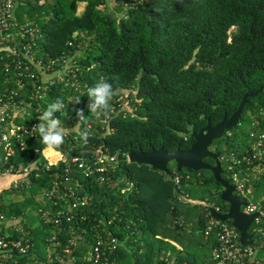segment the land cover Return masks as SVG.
<instances>
[{
	"label": "trees",
	"instance_id": "1",
	"mask_svg": "<svg viewBox=\"0 0 264 264\" xmlns=\"http://www.w3.org/2000/svg\"><path fill=\"white\" fill-rule=\"evenodd\" d=\"M16 4L13 19L27 24L32 33L27 40L14 35L1 45L0 94L14 90L13 101L22 112L8 117L1 129L11 123L26 128L38 124L47 105L61 99L65 108L54 115L68 134L60 147L66 158L48 168L41 153L45 146L34 130L22 134L17 129L9 137L13 153L6 159L0 145V168L25 176L20 192L9 186L15 196L24 195L23 202H7L3 197L10 192L7 188L0 192L6 216L28 217L23 206L38 190L47 202L43 207L31 202L40 211V218L32 215L36 225L23 227L32 245L27 254L7 264H216L211 258L216 236L205 237L204 228L209 208L226 211L227 203L221 200L223 187L211 171H177L167 165L171 173L166 174L128 161L127 154L189 148L192 132L207 121L213 125L224 115L229 117L244 94L264 85V0H16ZM26 42L36 60L42 64L53 60L54 72L64 65L62 57L67 59L65 72L61 70L65 79L31 81L23 76V85H16L15 75L4 69L10 56L3 47ZM22 63L27 73L38 74L30 62ZM101 78L112 84L114 96L107 113L93 116L86 92ZM77 109H83L91 125L86 140L73 131ZM245 122L250 128L242 138L238 127ZM263 126L264 87L247 97L239 123L232 128L234 141L225 140L224 153L250 150L254 144L250 130ZM111 155L116 159L109 163ZM98 156L107 158L103 171L95 170ZM74 157L91 172L84 173ZM174 176L180 177L179 186ZM55 183L58 191L76 187V194L87 199L78 208L67 206L70 201L63 205L74 216L64 219L60 229L42 216L43 210L52 208L44 191ZM149 189L151 194L146 193ZM189 194H194L192 199ZM72 233L83 238L72 243ZM260 236L264 238V232ZM112 237L117 246L105 251ZM98 239L102 254L94 263L86 256ZM67 246L71 253H64Z\"/></svg>",
	"mask_w": 264,
	"mask_h": 264
},
{
	"label": "built area",
	"instance_id": "2",
	"mask_svg": "<svg viewBox=\"0 0 264 264\" xmlns=\"http://www.w3.org/2000/svg\"><path fill=\"white\" fill-rule=\"evenodd\" d=\"M15 7L16 0H0V49L2 47V42L8 41L14 35L21 40H27L31 37V28L28 27L27 24L18 23L13 19V11ZM13 29H16V31L12 32ZM3 48L7 50L6 55L10 56V62L6 64L4 69L7 72H11L10 75H15L16 85H23L22 80H20V77L23 76L30 79L31 81L37 80L38 77H41V79L44 81H49L54 76H57L58 80L65 79V73L63 74L61 70L65 72V63L67 62V59L62 57L60 62L64 65L61 67V70L58 69L54 72L51 69L53 60H49L48 64H42L40 59L36 60L35 54L31 51V46L28 42L22 44L20 47L7 44ZM0 59H2L1 55ZM22 60L30 62V64L37 69L38 74L27 73V65L22 63ZM33 85H35L34 82ZM38 91L40 94V90L37 89V92ZM14 95V90H5V92L0 94V145H3V148L6 152L4 156L5 159L8 155L13 153L9 137L14 135L17 129H21L22 134H33V126L37 124L33 123L30 128H26L22 126H16L14 123H11L7 129H1V125H3L2 123L7 122L6 119L8 117H14L17 114L15 110V106L17 104L13 101ZM10 113L12 114L10 115ZM107 118L108 115H105L102 119L103 124L106 123ZM90 127L91 125L88 122L87 128ZM250 137H252V140L254 141V144L250 145V150L243 149L244 151H232L228 154H225L222 159L225 164L224 168L226 170V179L234 187L233 193L239 197L246 198L247 202L245 205L241 206V211L246 215L255 213L257 214L251 222L250 231L260 235L262 232H264V179H262L264 178V148H261L262 144L264 143V126L260 129H251ZM56 152L61 153L64 159L66 158L64 154L65 150L58 149ZM34 153L37 154L38 149H34ZM45 157L46 156H44V158ZM45 159L47 160V157ZM106 159L105 157L101 156L96 157L95 163L98 164L95 168L96 171L104 170L105 167L101 164H104ZM115 159L116 157L111 155L108 157L107 161L112 163L115 161ZM59 161H61L60 158L58 162ZM72 161H79L78 166L83 169L82 171L84 173L91 172L92 168L86 163L80 161V158L74 157L72 158ZM52 164L53 163L47 161L46 168ZM109 166L111 165L108 164L107 167ZM10 172V169L2 170L0 168V176H5L6 174H10ZM12 174L16 175L18 173L13 172ZM173 180L174 183L179 186L180 177L174 176ZM261 180L263 181L261 182ZM75 190L76 187L64 186L63 191L60 192L58 191V183H55L54 187L44 191V195L49 201H51L52 204L51 211H42V216L46 222L55 224V226L60 229L64 219L69 221L74 216L66 211L65 206L63 205H66L69 201L70 203L67 206L73 209L85 205L87 200L86 197L78 196ZM215 209L221 212L217 207H215ZM6 218H8V221ZM22 218V216L17 215H11L7 217L2 209V202L0 200V264H7V262H9L11 259L25 255L30 250L32 244H30L31 241L30 237H28L29 235H27L28 232L19 225V223L23 221ZM72 230L73 229L70 231L78 232L77 230ZM6 231L8 233H6ZM211 233L215 234L217 242L216 245L211 249V258L216 262V264L259 263V261L256 259V249L254 245L241 244L239 240V231L231 224V222H228V220L222 221L210 216L208 223L204 228V235L205 237H208ZM82 238V235L72 233L71 242L75 243L77 240H81ZM101 241L102 240L98 239L91 247L93 252L90 251L89 255L86 256L88 260L94 259V263H96L102 254L99 250ZM116 246V238H108L105 244V251L111 252L116 248ZM46 248L48 255L51 256L52 249L49 246ZM71 250L72 249L67 246L64 248V253H71ZM60 255L58 254L56 258H58L59 261H62L63 258ZM14 261L16 262V260ZM167 264H173V261H168Z\"/></svg>",
	"mask_w": 264,
	"mask_h": 264
},
{
	"label": "water",
	"instance_id": "3",
	"mask_svg": "<svg viewBox=\"0 0 264 264\" xmlns=\"http://www.w3.org/2000/svg\"><path fill=\"white\" fill-rule=\"evenodd\" d=\"M263 87L264 85L260 86L252 93L244 94L236 110L229 117L224 115L215 125H211L208 121L204 128L193 133L194 142L187 150L176 149L174 151H167L163 147H160L158 149H152L149 152L138 150L136 152H128L127 154L128 161L138 164H147L166 174L171 173L167 166L170 161L176 163L177 171H180L181 168H189L193 171L203 169L210 170L215 181L223 187L220 194L221 200L228 205L225 212H219L213 207L209 208L210 216L222 221L230 220L231 224L239 231V240L243 245H252L255 241L262 239L259 234L250 233L251 222L257 214L246 215L241 211V206L245 205L247 202L246 198L239 197L233 193L234 187L221 175L222 169L217 159L219 153L212 154L207 149V146L211 143L212 139L220 137L225 129L235 127L239 123L241 109L247 97L254 96L257 92L262 90ZM205 156L215 158V164L209 165L205 163L203 161Z\"/></svg>",
	"mask_w": 264,
	"mask_h": 264
},
{
	"label": "clouds",
	"instance_id": "4",
	"mask_svg": "<svg viewBox=\"0 0 264 264\" xmlns=\"http://www.w3.org/2000/svg\"><path fill=\"white\" fill-rule=\"evenodd\" d=\"M86 95L88 97L87 108L93 116H99L107 113L110 108V102L114 96L112 84L106 79L101 78L93 86L88 87ZM80 97L75 98V103H80ZM63 100L57 99L49 103L45 110L38 115L39 123L34 125V133L40 137V143L45 146L46 150L56 151L65 142L67 130L62 126L61 120L54 114L64 110ZM77 122L73 131H77L79 136L87 139L90 135L87 128L88 116L84 115L83 109H77Z\"/></svg>",
	"mask_w": 264,
	"mask_h": 264
},
{
	"label": "rangeland",
	"instance_id": "5",
	"mask_svg": "<svg viewBox=\"0 0 264 264\" xmlns=\"http://www.w3.org/2000/svg\"><path fill=\"white\" fill-rule=\"evenodd\" d=\"M81 6H82V5H80V8H81ZM80 8H79V9H80ZM15 110H16V112H17L18 114L22 113L17 105L15 106ZM249 128H250V125L248 124V122L242 123V125L238 127V134L240 135V137L244 138V137L247 135V133H248V131H249ZM222 147H224V146H221V148H222ZM222 149H223V148H222ZM42 153H43L44 156L47 157V161L50 162V163H53V164H56V163L58 162L59 158H60L61 160L64 159V157L62 156V154L59 153V152H56V151H54V155H53V156H50L51 154H50L49 150H46V149L44 148V149L42 150ZM48 153H49V154H48ZM46 157H45V158H46ZM222 164L225 165L224 163H222ZM169 167H170V168H176V165H175L174 163H171V164L169 165ZM156 174L158 175V173L155 172V175H156ZM206 174H208L207 171H206ZM5 176H7L8 180H10V185H9V186L12 185V187L15 188V192H20V190H21L20 188H21V186H22V184H23L22 182H23L25 176H23L22 174H16V175H15V174H12V173H10V174H6ZM0 177H2V176H0ZM9 178H10V179H9ZM4 186H5V183H1V182H0V192H2V191L4 190V189H3ZM7 186H8V181H7ZM9 186L7 187V189L10 190V192H8V193L4 192V193H3V197H4V199H5L7 202H8V201H14V202H18V203L23 202V200H24V195H21L22 193H20V194L16 193L17 196H15L14 193H13L12 188H9ZM149 191H150V189H149V190H146V193H147V194H151ZM27 192H30V190L27 189V190H26V194H27ZM191 193H193V192H191ZM189 195H190V194H189ZM193 195H194V194L190 195V196H191V199H192V196H193ZM201 195H202V197H204L205 200L207 199L206 194H200L199 196H201ZM32 198H33V200L37 201V203H39V202H41V203H47L46 200L43 198V194L41 193L40 190H38V191L33 195ZM181 198H183V195H182ZM191 199H190V201H191ZM33 200H32V199H28V201H30V202L27 203L25 207L23 206L24 210L29 214V217H25V218L23 219V221H22L21 223H19L20 227H24V224H27V225L31 224V222H30V218H31V220H32L33 223H34L33 225H36L37 223L35 222V218H34L33 216H37V217L40 218V214H39L40 211L38 212V208L36 209V208L34 207L35 202H34V205H32V203H31V202H33ZM227 206H228V205H227ZM226 209H227V208H226ZM32 215H33V216H32ZM31 216H32V217H31ZM39 218H38V219H39ZM7 219H8V218H6V220H7ZM7 221H8V220H7ZM29 227H30V226H29ZM6 233H8V232L6 231ZM254 245L257 247V244H256V243H255ZM255 246H254V247H255ZM262 252L264 253V249L262 250Z\"/></svg>",
	"mask_w": 264,
	"mask_h": 264
},
{
	"label": "flooded vegetation",
	"instance_id": "6",
	"mask_svg": "<svg viewBox=\"0 0 264 264\" xmlns=\"http://www.w3.org/2000/svg\"><path fill=\"white\" fill-rule=\"evenodd\" d=\"M210 122V121H209ZM207 123H208V121H207ZM207 123L204 125V126H202V127H200L199 129H202V128H204L206 125H207ZM211 124V123H210ZM212 125V124H211ZM213 125H215V124H213ZM233 128V127H232ZM232 128H230V129H225L223 132H222V134H221V136L220 137H218V138H215V139H212V141H211V143L207 146V149L212 153V154H216V153H219V155L217 156V159L219 160V162H220V166H221V169H222V173H224L225 174V178H226V170H225V168H224V165L222 164V163H224V161H223V159H222V157L225 155V154H228V153H230V152H228V153H224V149H225V143H226V141H234V135H233V131H232ZM199 131V130H198ZM193 133H195V132H192V135H193ZM226 140V141H225ZM194 142V141H193ZM191 146V145H190ZM221 146H224V147H222L221 148ZM187 149H189V148H187ZM187 149H181V150H187ZM203 161L205 162V163H207V164H209V165H214L215 164V161H216V159L215 158H212L211 156H205L204 158H203ZM171 163H174L175 165H176V163L174 162V161H170V162H168V165H170ZM223 166V167H222ZM183 168H181V170H182ZM203 170H208V169H203ZM210 171V170H209ZM222 173H221V175H222Z\"/></svg>",
	"mask_w": 264,
	"mask_h": 264
},
{
	"label": "crops",
	"instance_id": "7",
	"mask_svg": "<svg viewBox=\"0 0 264 264\" xmlns=\"http://www.w3.org/2000/svg\"><path fill=\"white\" fill-rule=\"evenodd\" d=\"M42 2V1H41ZM17 5V4H16ZM54 152V151H53ZM49 154V153H48ZM10 179V178H9ZM7 181H8V186L10 185V180H8L7 176H2L0 177V182L1 183H5L4 186V190L8 187L7 186ZM3 203V202H2ZM40 206L43 207L42 205H44L43 203L39 202ZM40 207V208H41ZM47 210V209H46ZM48 211V210H47ZM29 217V216H28ZM30 222L31 224H34L33 221L30 218ZM253 233V232H252ZM264 238L262 237V239H260L259 241L261 242L260 244H257V247L255 246L256 249V259L259 261L258 264H264V253L262 252V250L264 249V242H263ZM255 243V242H254ZM254 243L252 245H254Z\"/></svg>",
	"mask_w": 264,
	"mask_h": 264
}]
</instances>
